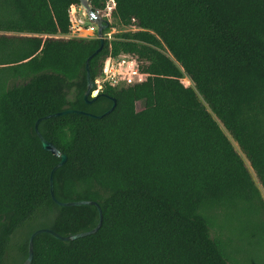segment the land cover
<instances>
[{
    "label": "trees",
    "instance_id": "16d2710c",
    "mask_svg": "<svg viewBox=\"0 0 264 264\" xmlns=\"http://www.w3.org/2000/svg\"><path fill=\"white\" fill-rule=\"evenodd\" d=\"M89 1L100 13L110 0ZM113 1L105 31L120 32L94 54L99 39L66 36L79 0H0V264L22 263L35 229L68 235L99 219L95 205L52 199L60 159L40 118L66 155L54 196L98 202L102 222L69 241L37 234L30 264H230L212 215L264 208L225 133L264 191V0ZM121 53L146 79L86 102V59L94 80Z\"/></svg>",
    "mask_w": 264,
    "mask_h": 264
},
{
    "label": "rangeland",
    "instance_id": "374dc122",
    "mask_svg": "<svg viewBox=\"0 0 264 264\" xmlns=\"http://www.w3.org/2000/svg\"><path fill=\"white\" fill-rule=\"evenodd\" d=\"M109 3V2H108ZM107 3V4H108ZM78 14L85 20L86 23L91 22L86 12L81 9L77 11ZM84 12V14H83ZM106 7L100 11L99 15L102 18H107L110 21V16H107ZM120 32L118 26L112 27L107 31H104V37L108 39L114 38ZM182 82L191 86L192 82L187 76H184ZM136 108L139 110L142 108V102L136 103ZM228 138L231 140L235 150L240 154L248 168L254 183L260 191L262 201L264 203V191L257 179L256 175L252 171L247 159L239 150L237 144L232 140L230 135L225 132ZM261 212L255 215L247 211V214H229L224 211H217L211 218V234L221 238L226 243V251L228 253L230 264H264V232L257 229L256 222H264V208L260 209Z\"/></svg>",
    "mask_w": 264,
    "mask_h": 264
},
{
    "label": "water",
    "instance_id": "95a60500",
    "mask_svg": "<svg viewBox=\"0 0 264 264\" xmlns=\"http://www.w3.org/2000/svg\"><path fill=\"white\" fill-rule=\"evenodd\" d=\"M79 6L81 9H83L86 12L88 19L97 28L96 33H97V39H99V42H100V47L98 49H96V51H94V54H95L100 50V48L102 47V45L104 43V39H105L104 31L108 27V22L99 15L98 11H95L93 9L89 0H79ZM89 59H90V56L86 59V63H85L86 89L84 91L83 98L86 102H91L93 100V98H95L97 96V95H94V96L91 95V91H92V88L94 86V82H93V80L90 76V73H89ZM114 104H113V106H114ZM113 106H112V108H113ZM72 111H74V110L67 109V110H63L60 112H56L53 114L46 115L42 118H47L50 116H57V115L65 114V113L72 112ZM76 112H80V111H76ZM92 116H95V115H92ZM40 119H37L35 121L34 128H35L36 134L38 135V137L40 139L41 145H42L43 149L50 151L54 156H56L60 159L59 162L54 166V168L51 171V196H52V199L54 200V202L57 205H61V206H72V205H83V204L95 205L98 209L99 219H98L97 224L93 228L86 230V231L68 234V235H60L59 233H57L54 230L47 228V227L35 229L29 236L27 257L20 264H30V262L32 261V257H33L32 243H33V238L37 234L42 233V232H46V233L51 234L52 236H54L55 238H57L59 240L69 241V240H73L75 238L82 237V236L96 232L99 229V227L101 226V222H102V212H101V208H100L98 202H96L94 200H85V199L74 200V201H60L54 196L53 186H52V174H53L55 169H57L59 166L64 164V162L66 161V155H65V153L60 151L52 142L46 140L43 137V135L40 133V131L38 130V123H39Z\"/></svg>",
    "mask_w": 264,
    "mask_h": 264
},
{
    "label": "built area",
    "instance_id": "2783aa9c",
    "mask_svg": "<svg viewBox=\"0 0 264 264\" xmlns=\"http://www.w3.org/2000/svg\"><path fill=\"white\" fill-rule=\"evenodd\" d=\"M113 8L114 1L110 0L106 4L107 16H110ZM78 10H81V8L75 4L69 7L70 27L66 36L88 39L97 38L96 26L91 22L86 23L78 14ZM126 29L136 30L137 28L134 25H129ZM146 76V73H142L139 70L138 61L134 55L121 53L114 57L109 56L103 63L101 74L93 80L94 86L91 95H97L105 85L116 86L139 83L143 82Z\"/></svg>",
    "mask_w": 264,
    "mask_h": 264
}]
</instances>
